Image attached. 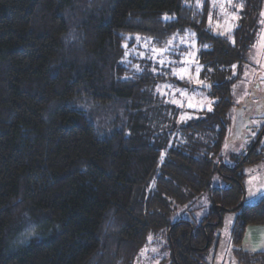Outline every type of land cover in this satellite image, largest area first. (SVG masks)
<instances>
[{"label": "trees", "instance_id": "16d2710c", "mask_svg": "<svg viewBox=\"0 0 264 264\" xmlns=\"http://www.w3.org/2000/svg\"><path fill=\"white\" fill-rule=\"evenodd\" d=\"M197 2L0 0V264H134L154 234L167 239L170 264H201L221 225L216 206L235 209L237 263L264 264V252L241 248L247 227L264 226V196L238 207L243 165L217 170L227 144L240 142L231 136V87L257 37L261 0H240L235 28L216 37L206 28L208 0ZM187 30L201 64L235 66L237 77L207 79L212 110L180 128L201 138L212 131L213 141L164 154L141 113L163 76L135 69V53L146 38L164 47ZM263 136L234 161H261ZM216 173L228 186L210 188ZM203 194L210 209L198 224L170 220L175 209L198 210Z\"/></svg>", "mask_w": 264, "mask_h": 264}, {"label": "rangeland", "instance_id": "374dc122", "mask_svg": "<svg viewBox=\"0 0 264 264\" xmlns=\"http://www.w3.org/2000/svg\"><path fill=\"white\" fill-rule=\"evenodd\" d=\"M208 2L212 20L209 23L208 15L207 30L215 37L228 36L235 28L242 9L240 0H231L230 3L229 0H216L215 7L213 0ZM258 24L257 37L245 58L244 72L231 87L229 115L233 118V123L235 113L244 100L249 98V94L255 95L254 101L264 97V0H261ZM146 39L139 43L141 51L135 53L138 61L134 62V67L137 70L142 67L152 75L163 76V81L151 85L142 97L141 113L144 118H148L151 129L147 136L164 154L167 152L188 154L190 147L211 143L215 137L212 131L201 138L195 137L198 133L182 135L180 128L199 119L200 111L209 112L213 108L215 98L209 95L211 91L203 90L200 86L208 83L211 87V82H206L207 79L217 83L235 79L236 67L201 64L198 58L200 47L191 30H187L182 36H173L164 47L156 48L148 38ZM138 40L139 38L136 41ZM262 116L254 117L253 128L246 131L244 141L227 144L220 154L222 160L217 166L236 168L243 165L239 174L245 176L242 182L243 201L247 206L257 203L262 197L256 190L264 186V156L261 161L248 165L242 163L245 156L240 162L237 161L238 163L234 161L233 156L245 155L250 150L258 133L264 127V114ZM263 143L264 136L260 142L261 146ZM257 151L261 152V148L259 147ZM226 186L228 183L218 173L212 176L210 188L220 189ZM196 201L192 207L198 210L187 213L190 207L175 209L170 220L173 222L176 217L181 216L188 222L198 224L207 215L210 203L207 194H203ZM235 218L234 211H225L222 214L221 225L214 230L209 249L199 254L203 261L201 264H238L231 252L230 243V230ZM134 264H170V250L164 235H150L146 245L138 252Z\"/></svg>", "mask_w": 264, "mask_h": 264}, {"label": "flooded vegetation", "instance_id": "af4514ba", "mask_svg": "<svg viewBox=\"0 0 264 264\" xmlns=\"http://www.w3.org/2000/svg\"><path fill=\"white\" fill-rule=\"evenodd\" d=\"M254 97H255L254 94L253 95L249 94V98L244 100V103L241 105L240 109H238V111H237L238 114L240 115V119H241V121L239 122L238 128L240 130H242V134L244 135V137H245L246 131L252 130V128H253V124H252L253 122L252 121H253L254 117L255 116L260 117V115H262L261 106L264 105V97L261 100H257V101H254ZM263 130H264V127L262 128L261 132ZM238 132H240V131L238 130ZM263 133H264V131H263ZM231 136H232V134H231Z\"/></svg>", "mask_w": 264, "mask_h": 264}, {"label": "crops", "instance_id": "0c3cea01", "mask_svg": "<svg viewBox=\"0 0 264 264\" xmlns=\"http://www.w3.org/2000/svg\"><path fill=\"white\" fill-rule=\"evenodd\" d=\"M241 248L244 252H264V226H249L246 228Z\"/></svg>", "mask_w": 264, "mask_h": 264}, {"label": "water", "instance_id": "95a60500", "mask_svg": "<svg viewBox=\"0 0 264 264\" xmlns=\"http://www.w3.org/2000/svg\"><path fill=\"white\" fill-rule=\"evenodd\" d=\"M200 88L201 89H203V90H209L210 89V84H204V85H201L200 86ZM241 121V119H240V115L238 114V112H236L235 113V119H234V123H233V125H232V140L234 141V140H238V141H244V139H245V137H244V135L242 134V130H240L238 127H239V122ZM244 128V127H243ZM238 130L240 131V132H238ZM236 133H235V132ZM264 131V130H263ZM263 131L261 132V134L263 133ZM237 134V135H236ZM261 134H260V136L259 137H261ZM259 137H258V139H259ZM258 139L256 140V142L253 144V146L250 148V150L246 153V154H248L253 148H254V146L256 145V143H257V141H258ZM222 165H220L219 167H218V169L217 170H219V168L221 167ZM243 204V199H242V201L239 203V205H238V207L239 206H241ZM238 207H236V209L238 208ZM233 210H235V209H231V210H225V209H223V208H221V207H219V206H216L215 208H214V212L216 213V215H217V217H218V223L220 222V219H221V217H220V212L221 211H233Z\"/></svg>", "mask_w": 264, "mask_h": 264}, {"label": "snow or ice", "instance_id": "6c2138e0", "mask_svg": "<svg viewBox=\"0 0 264 264\" xmlns=\"http://www.w3.org/2000/svg\"><path fill=\"white\" fill-rule=\"evenodd\" d=\"M231 2V0H229V3ZM197 6L198 7H200V6H202L201 4H200V0H198V2H197ZM213 6L215 7L216 6V0H213ZM235 18V17H234ZM211 20H212V17H211V15H209V23H211ZM161 63H163V61H161ZM251 183V182H250ZM251 191V190H250ZM257 192H260V194L262 195V196H264V186H262L261 188H258L257 190H256ZM253 194H255V193H253Z\"/></svg>", "mask_w": 264, "mask_h": 264}]
</instances>
